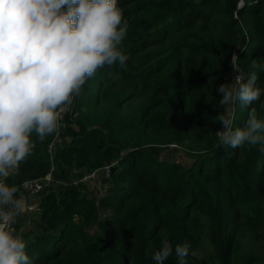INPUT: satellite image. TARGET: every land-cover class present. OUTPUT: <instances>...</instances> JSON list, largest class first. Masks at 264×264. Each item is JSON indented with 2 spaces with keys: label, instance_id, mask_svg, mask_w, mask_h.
<instances>
[{
  "label": "trees",
  "instance_id": "trees-1",
  "mask_svg": "<svg viewBox=\"0 0 264 264\" xmlns=\"http://www.w3.org/2000/svg\"><path fill=\"white\" fill-rule=\"evenodd\" d=\"M253 1L117 0L126 65L98 69L63 112L64 127L37 141L7 180L19 188L51 173L57 181L24 196L15 224L35 264H155L164 239L173 247L165 264H178L175 247L184 244L186 264H264V248L237 246L238 210L246 233L264 243V151L221 145L214 122L222 110L216 89L232 82L234 53L245 78L252 60L261 65L264 89V0ZM250 107L264 118V94L236 106L235 127ZM168 145L187 151L189 163L162 158ZM95 170L111 185L108 196L69 185ZM28 199L36 210L26 215Z\"/></svg>",
  "mask_w": 264,
  "mask_h": 264
},
{
  "label": "clouds",
  "instance_id": "clouds-1",
  "mask_svg": "<svg viewBox=\"0 0 264 264\" xmlns=\"http://www.w3.org/2000/svg\"><path fill=\"white\" fill-rule=\"evenodd\" d=\"M126 31L117 0H0V264L36 259L26 253L23 233L15 227L26 210L25 197L8 178L33 154L37 141L59 133L61 113L98 69L126 65L120 47ZM237 60L234 53L232 82L216 89L222 109L214 118L221 126L216 135L221 145L264 151V118L255 107L243 126L235 127L236 106L249 107L264 94L257 87L261 65L252 60L245 78ZM172 253L164 239L152 259L165 264ZM175 254L178 264H186L189 245H177Z\"/></svg>",
  "mask_w": 264,
  "mask_h": 264
},
{
  "label": "built area",
  "instance_id": "built-area-1",
  "mask_svg": "<svg viewBox=\"0 0 264 264\" xmlns=\"http://www.w3.org/2000/svg\"><path fill=\"white\" fill-rule=\"evenodd\" d=\"M256 1L257 0H255L254 2H256ZM238 4H239V5H237L238 7L243 5L242 2H239ZM238 74L243 76V74H241L240 70H239ZM234 75H236V73H234L232 71V77H234ZM63 115H64V113H61V119H60L61 127H60V129L64 127ZM51 150H52V146L50 145V146H48V151L51 152ZM103 178H104V180L109 179V167L104 168ZM56 183H57V181H54L53 176L50 173L46 177H44L40 180L24 181L20 185L19 189L21 190V193L24 196H26L27 198H34V197H37L38 195H40L44 189L49 188L50 186H52L53 184H56ZM69 185H71L73 187H85L90 191L91 190L97 191V189H99L100 190L99 193L101 194L102 197H106L109 195L110 187H111L110 184L101 185V179H100L98 170L83 174L82 176L77 178L74 182H72Z\"/></svg>",
  "mask_w": 264,
  "mask_h": 264
},
{
  "label": "rangeland",
  "instance_id": "rangeland-1",
  "mask_svg": "<svg viewBox=\"0 0 264 264\" xmlns=\"http://www.w3.org/2000/svg\"><path fill=\"white\" fill-rule=\"evenodd\" d=\"M237 9H240V7H238ZM234 17H236V16L234 15ZM124 45H123V47H124ZM117 73L118 72L110 73V74L106 75L105 78H107V79L111 78L112 79V78L117 76ZM243 77H245V76H243ZM105 78L102 77V79H105ZM98 80L99 79H97L93 82V84L91 86L92 89L97 87V84L100 81V80L99 81ZM105 85L106 84H104L103 87ZM96 108H98L97 104H96ZM165 150L166 151L163 152V157H162L165 160H168V158H170L175 162H179L181 164H184L185 166L190 161V159L187 157V151H185L181 147H177V146L173 147V146L168 145L167 147H165ZM83 173H86V172H83ZM35 209H36V207L33 208V210H35ZM231 212L235 213L234 210H232V209H231ZM238 213H239V219L241 222V226H240L239 233H238V245L237 246L241 250H246V251H254V250H258L259 248H264V243H262L261 241H258L255 237H252L250 234L246 233L244 226L246 227L247 218L245 217L244 212L242 210H238ZM25 214L28 215V213H25ZM109 216H110V211L108 209H105V211L103 213V217H109ZM17 230L20 232H24L25 228L17 226ZM205 252L208 253L209 250H205Z\"/></svg>",
  "mask_w": 264,
  "mask_h": 264
},
{
  "label": "crops",
  "instance_id": "crops-1",
  "mask_svg": "<svg viewBox=\"0 0 264 264\" xmlns=\"http://www.w3.org/2000/svg\"><path fill=\"white\" fill-rule=\"evenodd\" d=\"M27 203L30 204V206L27 207V213H28L30 211L31 207L34 208L35 206L32 204L33 202H31V199H28Z\"/></svg>",
  "mask_w": 264,
  "mask_h": 264
}]
</instances>
